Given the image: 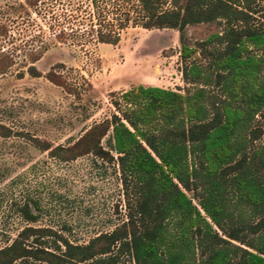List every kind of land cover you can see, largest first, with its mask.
Listing matches in <instances>:
<instances>
[{"label":"trees","instance_id":"obj_1","mask_svg":"<svg viewBox=\"0 0 264 264\" xmlns=\"http://www.w3.org/2000/svg\"><path fill=\"white\" fill-rule=\"evenodd\" d=\"M256 1L89 0L85 28L99 42L115 43L128 23L177 30L181 77L197 85L110 91L114 110L66 145L28 135L61 160L90 153L115 162L125 219L84 242L25 224L0 246V264H115L123 255L132 264H264V19ZM213 20L220 30L187 43L188 24ZM6 30L0 21V37ZM41 51H28V74H39L32 62ZM196 51L203 67L188 59ZM12 63L0 47V74ZM45 75L65 86L52 69ZM10 132L0 123L1 136ZM18 210L29 221L38 215L27 202Z\"/></svg>","mask_w":264,"mask_h":264},{"label":"rangeland","instance_id":"obj_2","mask_svg":"<svg viewBox=\"0 0 264 264\" xmlns=\"http://www.w3.org/2000/svg\"><path fill=\"white\" fill-rule=\"evenodd\" d=\"M26 1L0 0V21L7 28L0 47L13 59L0 74V123L11 129L9 135H0V246L25 224L49 226L84 242L125 219L126 194L116 163L90 153L61 160L35 146L28 135L50 147L66 145L85 126L114 110L110 91L114 97L136 83L184 91L197 83L181 77L178 33L173 28L128 23L115 43L99 42L85 28L89 0ZM256 3L257 15L264 19V0ZM111 7L108 2L109 15ZM221 26L219 20L188 24L186 41L195 46ZM59 27L63 32L57 35ZM38 47L42 51L32 63L39 74L33 76L25 70L28 51ZM191 58L202 67L207 62L198 51ZM49 69L65 86L47 79ZM209 89L218 92L215 86ZM23 202L38 213L34 221L18 210ZM115 264L132 262L123 255Z\"/></svg>","mask_w":264,"mask_h":264},{"label":"crops","instance_id":"obj_3","mask_svg":"<svg viewBox=\"0 0 264 264\" xmlns=\"http://www.w3.org/2000/svg\"><path fill=\"white\" fill-rule=\"evenodd\" d=\"M160 86V85H159ZM123 88H126V87H123Z\"/></svg>","mask_w":264,"mask_h":264}]
</instances>
